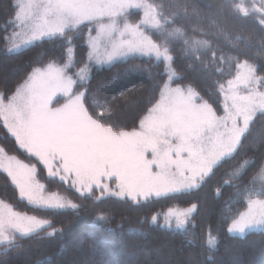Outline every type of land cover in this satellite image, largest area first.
<instances>
[{
    "label": "snow or ice",
    "instance_id": "obj_1",
    "mask_svg": "<svg viewBox=\"0 0 264 264\" xmlns=\"http://www.w3.org/2000/svg\"><path fill=\"white\" fill-rule=\"evenodd\" d=\"M12 6L7 24L14 30L29 32L32 41L51 42L62 49L54 57L55 63L33 67L10 96L0 93V120L29 159L26 163L0 147V170L32 210L50 214L65 209L78 211L81 207L68 196L48 192L38 179L40 171H46L47 177L61 187L66 186L65 191L75 190L99 208L111 198L139 204L162 196L195 195L221 167L252 150V145L246 146L248 134L256 119L264 118V75H258L264 73V65L223 54L217 58L215 50L211 60L202 62L200 48L211 45L206 40L194 41V60L202 63V72L209 77L221 72L214 67L217 59L221 64L235 60L231 78L216 81L218 105L205 100L191 85L182 83L185 77L178 76L174 67L171 44L185 34L183 27L175 26L179 12L166 16L162 4L149 0H14ZM215 8L217 18L228 11L244 17L259 14V22L264 25V0L259 6L248 0H222ZM133 9L143 13L135 24L128 20ZM184 10L185 15L201 14V8L194 4L185 3ZM212 26L218 27L214 22ZM83 27L88 28L85 67L90 70L92 54L102 43L106 58L97 59L96 64L107 65L109 71L117 63L137 57L145 58L148 67L127 71H148L151 75L153 57L160 62L157 67L162 65L156 76L162 81L156 85L159 98L153 96L148 101L151 106L137 126L118 127L109 122L105 110L96 112L90 103V99L96 101V96L90 98L88 94L92 77H85V67L72 71L77 62L71 54ZM18 35L14 31L11 38ZM184 44L187 46L188 41ZM19 47L13 44L8 51ZM66 56L67 62L59 63ZM81 86L85 90L77 91ZM58 95L64 102L54 107ZM105 105L110 110V102L105 101ZM96 107H100L98 102ZM259 149H264V139ZM38 165L43 166L39 171ZM238 168L225 173L229 179L224 183L247 207L230 217L228 233L264 227V161L247 182ZM97 192L99 195H95ZM198 207L193 203L187 209L169 208L164 220L171 227L174 219L175 226L184 229ZM106 219L102 210L96 216L97 221ZM159 219L153 215L151 222L158 224ZM49 228L52 231H47ZM58 231L50 220L18 211L0 200V245L5 251L19 247V238L43 239ZM206 243L214 248L217 237L209 232Z\"/></svg>",
    "mask_w": 264,
    "mask_h": 264
},
{
    "label": "trees",
    "instance_id": "obj_2",
    "mask_svg": "<svg viewBox=\"0 0 264 264\" xmlns=\"http://www.w3.org/2000/svg\"><path fill=\"white\" fill-rule=\"evenodd\" d=\"M13 2L0 0V93L5 96L12 94L33 67L56 62L54 57H58L62 51L59 45L54 47L51 42L38 41L20 51L8 52L6 45L13 26L6 22L12 17ZM149 2L162 4L166 16L180 13V16L175 17L178 20L175 26L183 27L185 34L174 39L171 44V55L176 60L174 67L178 76L185 77L182 83L191 85L210 103L218 105L216 81L231 78L235 72V60L221 64L217 59L214 67L220 68L221 72L209 77L208 73L202 72V63L194 60V41L206 40L211 45V48H200L202 62L211 60L212 51L215 50L217 58L223 54L225 57L246 59L249 63L264 65V25L260 24L256 15L244 17L228 11L217 18L215 6L222 0ZM185 3L199 6L200 16H192L190 13L185 15ZM203 5L213 7L206 8ZM139 17L138 12H131L128 20L135 23ZM213 22L218 27L212 26ZM87 33L88 28L83 27L81 38L74 42L76 67L86 63ZM184 40L188 41L187 46ZM35 61H39V64ZM151 63V75L148 71H127L137 67L147 68L148 62L143 57L119 62L110 71L107 70L108 66L92 65L89 69L92 79L88 94L90 98L96 96V101L90 99L94 110L98 113L105 110L109 122L118 127L131 129L137 126L145 109L151 106L148 101L153 96L159 98L156 85L162 81L156 76L162 71V65L157 67L160 62L154 58ZM84 90L85 86L77 89ZM105 101L110 102V110ZM97 102L100 107H96ZM262 139L264 118L258 117L246 141V146L252 145V150L221 167L197 194L176 198L162 196L139 204L111 198L95 208L93 200L80 197L75 190H71V193L65 191L66 186L61 187L58 182L48 178L45 171H40L38 179L45 184L48 192L68 196L81 207L78 211L65 209L50 214L36 212L27 206L26 201L20 200L15 186L0 170V200L11 204L18 211L50 220L53 227L59 230L55 235L43 239L35 236L19 238L17 243L20 246L6 251L0 245V264H264V227L241 236L227 231L230 217L244 211L247 205L232 187L224 183L229 179L225 173L234 170L237 165L245 182L252 179L259 163L264 161V149H259ZM0 146L8 154L29 162L28 154L19 149L1 121ZM42 167L38 165V171ZM259 183L256 182L257 187ZM193 203L198 204V210L184 229L177 228L174 223L171 227L165 225L164 213L169 208L187 209ZM101 210L107 217L105 221L96 220ZM153 215L160 217L158 224L151 222ZM209 232L217 237L214 248H209L206 243ZM43 236L44 233H41Z\"/></svg>",
    "mask_w": 264,
    "mask_h": 264
},
{
    "label": "rangeland",
    "instance_id": "obj_3",
    "mask_svg": "<svg viewBox=\"0 0 264 264\" xmlns=\"http://www.w3.org/2000/svg\"><path fill=\"white\" fill-rule=\"evenodd\" d=\"M248 2H249V3L255 2L256 5L259 6L261 0H248ZM131 12H138V13H139L140 17H139L138 21L140 20L141 16L143 15V13H142L141 11L136 10V9L131 10ZM256 16L259 18V14H256ZM138 21H137V22H138ZM129 22H130V21H129ZM137 22H135V23H137ZM130 23H133V22H130ZM135 23H133V24H135ZM14 31L18 32L19 35H18L17 37H15V39H12L11 37H12V34H13ZM92 35L94 36V35H95V32H93ZM87 37H88V33H87V35H86V39H87ZM35 42H38V41H32L31 38H30V33L27 32L26 30H23V29H15V30H14V29H13V30L9 33V37H8V42H7V45H6V49H7V51H8V49H10V48L13 47V44L20 45V47H19L18 49H16L15 51H8V52H10V53H13V52L20 51V50H22V49H24V48H26V47H28V46L34 44ZM85 43H86V40H85ZM86 46H87V44H86ZM88 52H89V49H88V47H87L86 57H87ZM71 58H72V60L75 62V56H74V53L71 54ZM104 58H106V50H105V46H104L103 43H102L101 46L99 47L98 51L92 54L91 64H92V65H95V66H98V67L107 66V65H102V66H101V65H97V64H96V60H97V59H101V60H103ZM153 58H154V57H153ZM67 59H68V57L66 56V57H65V60H64L63 63L67 62ZM154 59H155V58H154ZM54 63H55V62H54ZM85 64H86V63H85ZM85 64L82 65V66H80V67H74V68L72 69V71H73V70H74V72H75V71H79V69H80L81 67H85ZM46 65H47V64H45V65H43V66H46ZM84 75H85V77H88V76H89V69H88L87 67H85ZM173 86H175V84H173ZM57 100H60V101H59L58 103H56ZM63 102H64V98H63L62 96H59V95H58V96L54 97V100H53V106H54V107H59L60 104H62ZM0 121H1L2 124H3V121H2V120H0ZM6 130H7V129H6ZM9 134H10V133H9ZM10 136H11V135H10ZM12 138L15 140L14 137H12ZM17 146H18V145H17ZM0 147H1V146H0ZM9 155H11V154H9ZM1 171L3 172V170H1ZM45 172H46V171H45ZM5 174H6V173H5ZM46 174H47V172H46ZM26 202H27V201H26ZM173 209H174V208H173ZM164 223H165V225H166L165 220H164ZM172 223L175 224V220H174V219H173ZM174 226H175V225H174ZM261 228H263V227H256V228H252V229H246L244 233H238V232H235V233H230V234L241 236V235L245 234V233L248 232V231L256 230V229H261Z\"/></svg>",
    "mask_w": 264,
    "mask_h": 264
}]
</instances>
